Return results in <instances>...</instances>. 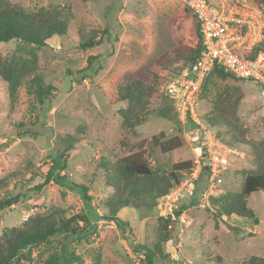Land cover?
Segmentation results:
<instances>
[{
    "label": "rangeland",
    "instance_id": "obj_1",
    "mask_svg": "<svg viewBox=\"0 0 264 264\" xmlns=\"http://www.w3.org/2000/svg\"><path fill=\"white\" fill-rule=\"evenodd\" d=\"M8 1L27 11L67 7L71 29L65 36L53 37L43 48L21 50L17 40L0 42L2 56L29 57L34 49L39 71L55 88L49 106L42 110L27 94L25 84L11 102L7 85L0 81V179H8L0 196L25 194L16 206L0 212V236L30 216L58 211L67 218L85 214L91 221L88 240L69 246L80 257V262L73 264H143L142 246L155 251V264H243L252 256L264 258V192L248 197L258 224L236 216L219 219L210 204L213 197L240 191L246 174L254 168V146L264 142V86L260 83L213 79L210 91L197 103L198 117L207 127L202 118L211 110V98L219 89L238 86L244 94L236 120L240 134L209 129L216 141L214 149L228 159L218 178L212 182L208 172L202 173L194 182L193 194L182 192L168 206L149 199L132 201L116 211L110 206L116 192L106 184L102 160L115 163L144 150L150 163L163 169L191 161L196 170L210 163L204 131L196 123L171 122L158 116L164 98L160 91L152 99L154 112L137 133L150 138H181L182 147L170 155L163 154L151 140L128 134L122 127L120 106L115 105L118 86L134 79L149 82L154 75H169L177 65L163 69L157 59L177 46L198 42L196 22L182 0ZM252 1L264 15V6ZM106 27L113 32L110 41L86 52L79 48L82 34ZM91 56L97 58L83 71ZM56 156L62 157L60 162L65 165L57 175L66 179L35 190L45 181ZM72 182L86 186L90 199L86 200ZM169 209L172 214L166 217ZM113 215L130 224L133 238L109 220ZM169 217L175 225L165 240L161 228ZM64 243L63 237H57L35 248V261L61 252Z\"/></svg>",
    "mask_w": 264,
    "mask_h": 264
},
{
    "label": "trees",
    "instance_id": "obj_2",
    "mask_svg": "<svg viewBox=\"0 0 264 264\" xmlns=\"http://www.w3.org/2000/svg\"><path fill=\"white\" fill-rule=\"evenodd\" d=\"M264 6V0H257ZM196 22V34L198 42L194 46L180 45L157 59V64L169 69L177 65L167 76L154 75L149 82L141 79L118 86L115 105L122 120V127L128 134L137 136L143 141L151 140L155 147L165 155L183 145L179 137L165 139L164 135L151 137L148 134H139L137 129L144 125L148 117L154 112L151 108L152 99L161 92V86L176 74L187 72L197 62L203 50L200 33V23L196 16L186 7ZM71 29L70 13L67 7L56 5L51 7H40L33 11H27L21 6L10 5L8 0H0V42L8 43L17 40L20 49L32 46L43 48L48 41L55 36H65ZM113 37L111 28L104 30L93 29L81 35L79 48L86 52L102 46ZM264 50V42L259 43L253 53L247 57L254 59L260 51ZM34 49H30L29 57L14 54L12 56L0 55V81L7 85L8 95L11 102H15L17 93L22 85H26L27 94L34 98L44 110L49 106L54 95L55 88L45 82L43 74L39 71L38 61ZM97 57H89V66L83 71H88ZM173 71H175L173 73ZM213 79L226 81H245L228 72L217 63H214L210 74L205 78L202 85L201 98L210 91ZM253 83L255 80L247 79ZM164 95L162 106L156 112L159 117L171 122L180 123L179 113L175 102ZM244 94L238 86H225L219 89L211 98V110L202 118L207 127L212 130L226 129L238 136L239 129L236 125L237 114ZM164 139V140H163ZM205 139V136H204ZM236 142H239L236 139ZM254 168L249 171L243 181L242 188L238 192H229L210 200L214 207L215 216L219 219H230L234 216L253 220L258 224L259 220L254 211L248 205V197L258 191L264 192V142L255 145ZM62 157L53 159V168L48 171L45 181L35 186V190H42L51 181L60 183L66 179L57 175L65 169L60 162ZM105 171L106 184L116 192V199L110 203L116 211L121 206L127 207L132 201L149 199L160 201L169 195L182 182L191 177L194 168L191 161L173 164L170 169L154 166L147 159L144 150H139L115 163L102 160L100 162ZM55 170V172H54ZM208 172L210 166L204 165L201 174ZM56 173V174H55ZM200 174V176H201ZM199 176V178H200ZM198 178V179H199ZM8 179H0V189L7 185ZM72 185L80 189L86 200L88 188L84 185ZM25 194H5L0 196V212L16 206ZM121 204V205H119ZM180 214L177 213L178 217ZM124 233L133 238L132 228L126 221L117 215L109 218ZM175 221L172 218L164 220L161 228L163 239L167 240L174 229ZM91 221L85 214H76L65 217L61 212L55 211L46 214L37 213L26 219L20 226L7 228L0 236V264H73L80 262V257L69 250L74 241L88 240L90 236ZM63 237L65 243L61 252H53L47 259L36 262L33 250L42 245L50 244L53 239ZM144 253L143 264H155L156 253L148 246L140 247ZM243 264H264V258L252 256Z\"/></svg>",
    "mask_w": 264,
    "mask_h": 264
},
{
    "label": "built area",
    "instance_id": "obj_3",
    "mask_svg": "<svg viewBox=\"0 0 264 264\" xmlns=\"http://www.w3.org/2000/svg\"><path fill=\"white\" fill-rule=\"evenodd\" d=\"M200 23L203 50L187 72L171 77L161 86V92L175 104L183 123L193 121L204 131L206 154L209 156L210 179L213 182L228 166V159L215 150L216 141L197 113L202 85L214 63L235 77L255 80L264 86V51L254 59L247 57L264 39V15L252 0H182ZM202 171L201 165L190 178L161 199L168 206L182 192L193 194L194 182ZM172 214L171 209L165 216Z\"/></svg>",
    "mask_w": 264,
    "mask_h": 264
}]
</instances>
